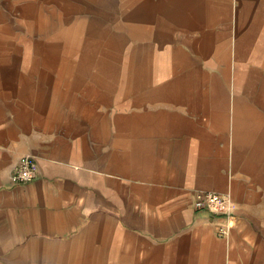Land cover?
Instances as JSON below:
<instances>
[{
  "label": "crops",
  "instance_id": "1",
  "mask_svg": "<svg viewBox=\"0 0 264 264\" xmlns=\"http://www.w3.org/2000/svg\"><path fill=\"white\" fill-rule=\"evenodd\" d=\"M0 264H264V0H0Z\"/></svg>",
  "mask_w": 264,
  "mask_h": 264
},
{
  "label": "built area",
  "instance_id": "2",
  "mask_svg": "<svg viewBox=\"0 0 264 264\" xmlns=\"http://www.w3.org/2000/svg\"><path fill=\"white\" fill-rule=\"evenodd\" d=\"M37 159L31 155L24 156L19 165L12 173V180L15 184H27L34 181L38 176ZM198 209H206L215 214H226L228 218L234 215V206L231 198L222 193L205 191L198 195L196 200ZM233 225L228 223L221 227V234H228Z\"/></svg>",
  "mask_w": 264,
  "mask_h": 264
}]
</instances>
